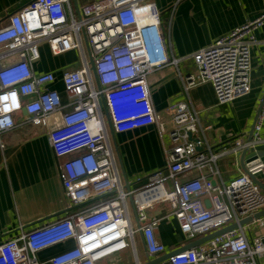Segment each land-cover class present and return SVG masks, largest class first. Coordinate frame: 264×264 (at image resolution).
Segmentation results:
<instances>
[{
    "label": "built area",
    "instance_id": "2783aa9c",
    "mask_svg": "<svg viewBox=\"0 0 264 264\" xmlns=\"http://www.w3.org/2000/svg\"><path fill=\"white\" fill-rule=\"evenodd\" d=\"M67 2L32 0L0 26V147L16 128H47L53 153L65 158L59 179L68 210L88 204L0 243V264H39L38 251L69 239L74 245L53 255L50 264H99L125 249L132 251L133 264H142L137 234L148 257L167 252L155 235L160 218L147 216V209L156 204H168L185 237L183 245L264 209V191L243 170L222 184L202 174L180 178L211 168L223 155L211 153L197 112L185 102L172 107L165 167L134 188L122 181L108 126L121 133L154 124L164 133L148 79L157 67L176 66L180 58L168 53L154 0H86L78 17L67 12ZM263 23L261 12L191 54L196 71L186 77L187 85L210 82L219 104L248 94L254 32ZM41 42H47L55 56L80 54L81 66L61 77L67 101L51 87L57 81L54 72L35 71ZM53 115L57 119L50 121ZM263 121L261 100L251 140L237 137L232 154L237 157L242 149L264 143ZM260 170L264 173L263 164L248 168L250 174ZM263 219L253 221L263 224ZM250 223L160 264H264V234L251 236Z\"/></svg>",
    "mask_w": 264,
    "mask_h": 264
},
{
    "label": "crops",
    "instance_id": "0c3cea01",
    "mask_svg": "<svg viewBox=\"0 0 264 264\" xmlns=\"http://www.w3.org/2000/svg\"><path fill=\"white\" fill-rule=\"evenodd\" d=\"M31 1L0 0V26L7 22L10 14ZM85 1L68 0L65 4L67 12L71 11L78 17V8ZM154 3L160 11L168 53L180 59L176 66L157 67L148 79L155 111L166 129L164 133H159L154 124L121 133L112 132L108 126L121 179L134 188L144 182L146 176L165 167L164 148L169 147L166 137L169 138L168 131L172 127V107L178 102H185L197 112L211 153L223 155L211 168L206 167L201 172L193 170L180 178L202 174L215 184L227 183L242 172L238 157L230 150L237 137L247 140L264 96V23L254 32L257 42L251 48L248 94L219 104L210 82L188 86L186 77L196 71L191 54L264 12V0H154ZM73 64L59 59H39L34 68L36 72H54L57 81L51 87L61 93L63 101H67L61 77L68 71L65 68ZM80 66L79 61L75 69ZM24 114L21 112V116ZM56 119L57 116H54L49 120ZM47 132V128L42 126H25L8 132L4 137L5 146L0 147V243L19 235L21 231L31 230L67 212L76 211L74 208L68 210L59 179L60 164L65 158L55 156ZM260 134L264 138V121ZM161 204L147 209V216L148 219L160 218L155 235L168 252L182 246L185 237L179 231L169 206L161 207ZM129 208L131 210V204ZM249 234H264V223L252 221ZM73 245L74 241L69 239L42 249L36 254L37 260L39 264H50L49 259L53 255ZM136 246L142 263L152 259L144 251L140 234L136 235ZM126 250L103 259L99 264H107L118 254L131 259L125 260V264H133L132 253Z\"/></svg>",
    "mask_w": 264,
    "mask_h": 264
},
{
    "label": "water",
    "instance_id": "95a60500",
    "mask_svg": "<svg viewBox=\"0 0 264 264\" xmlns=\"http://www.w3.org/2000/svg\"><path fill=\"white\" fill-rule=\"evenodd\" d=\"M86 46H87V49H89L87 43H86ZM89 64H90V69H91L92 74L94 76V80L96 82V85L99 86L92 59H90ZM262 100H264V96H263ZM256 117H257V114L255 116V120H256ZM255 120H254V123H255ZM251 135H252V130L249 133L248 140H251ZM189 137L191 138V134H189ZM198 148L200 149V147H198ZM237 157H238V161L241 165L242 170L245 173L249 174L250 178L264 191V173H263V171L260 170L259 172L255 173V174H250L248 172V168L251 166L260 165V164L264 165V143L255 144L253 147L242 149L240 152H238ZM204 204L206 207L210 206V203L208 200H204ZM261 217H264V209L255 212L252 216H246V217L240 219L238 223H232V224H230L224 228H221L219 230L211 232L205 236H202V237L197 238L195 240L189 241V242L185 243L184 245H182L176 249L170 250L169 252H166L165 254H162V255H160L156 258H153L147 262H144L142 264H160V263L164 262L169 256H171L175 253H178V252L183 251L185 249H188L190 247H194L198 244H201L205 241L212 239L213 237H215L217 235L223 234L229 230L235 229L238 226L247 224L249 222H252L254 219H258Z\"/></svg>",
    "mask_w": 264,
    "mask_h": 264
},
{
    "label": "rangeland",
    "instance_id": "374dc122",
    "mask_svg": "<svg viewBox=\"0 0 264 264\" xmlns=\"http://www.w3.org/2000/svg\"><path fill=\"white\" fill-rule=\"evenodd\" d=\"M159 13H160V11H159ZM38 50H39L40 60H51L52 61V60H55V59H59V60H62L64 62H67V63L68 62L74 63L73 66L65 68L67 70L75 69V67L78 66V63H79V60H80V54L77 51H68V52H66V53H64L62 55H59V56L53 55L51 50H50V48H49V46H48V44H47V42H41L38 45ZM166 143H167L168 146L170 145V138L166 137ZM164 206L168 208V204L167 203L161 204V207H164ZM130 251H131L130 249L126 250L127 253L130 252ZM131 253H132V251H131ZM131 258H132V261H134L133 253H132ZM128 259L131 261V259L128 256H127V258H124L122 255L118 254L110 262H108L107 264H125V260L127 261Z\"/></svg>",
    "mask_w": 264,
    "mask_h": 264
},
{
    "label": "trees",
    "instance_id": "16d2710c",
    "mask_svg": "<svg viewBox=\"0 0 264 264\" xmlns=\"http://www.w3.org/2000/svg\"><path fill=\"white\" fill-rule=\"evenodd\" d=\"M88 204V203H87ZM87 204H81V205H78V206H75L73 207L74 209H80V208H83L84 206H86Z\"/></svg>",
    "mask_w": 264,
    "mask_h": 264
},
{
    "label": "bare ground",
    "instance_id": "6f19581e",
    "mask_svg": "<svg viewBox=\"0 0 264 264\" xmlns=\"http://www.w3.org/2000/svg\"><path fill=\"white\" fill-rule=\"evenodd\" d=\"M54 116H56V115H53L51 118H53Z\"/></svg>",
    "mask_w": 264,
    "mask_h": 264
}]
</instances>
